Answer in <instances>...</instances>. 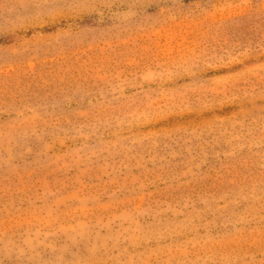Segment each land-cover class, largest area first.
<instances>
[{"label": "rangeland", "instance_id": "rangeland-1", "mask_svg": "<svg viewBox=\"0 0 264 264\" xmlns=\"http://www.w3.org/2000/svg\"><path fill=\"white\" fill-rule=\"evenodd\" d=\"M0 264H264V0H0Z\"/></svg>", "mask_w": 264, "mask_h": 264}]
</instances>
